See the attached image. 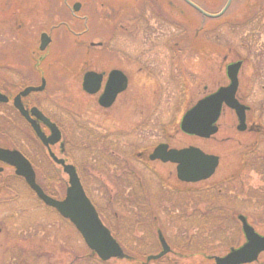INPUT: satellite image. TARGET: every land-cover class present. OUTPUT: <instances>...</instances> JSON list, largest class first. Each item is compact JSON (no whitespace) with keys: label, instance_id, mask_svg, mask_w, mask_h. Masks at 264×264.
Listing matches in <instances>:
<instances>
[{"label":"rangeland","instance_id":"374dc122","mask_svg":"<svg viewBox=\"0 0 264 264\" xmlns=\"http://www.w3.org/2000/svg\"><path fill=\"white\" fill-rule=\"evenodd\" d=\"M0 1V89L38 84L40 70L48 77L46 89L30 100L66 131L67 153L84 188L126 254L142 264H215L213 256H224L245 241L238 213L250 216L264 235V133L239 132L228 107L218 120V133L209 139L180 128L199 99L229 84L226 68L237 60L244 61L238 95L252 107L250 121L264 128V0H233L218 22L204 19L183 0H67L82 3L77 15L89 20L86 30L64 0ZM192 1L211 13L227 2ZM60 22L76 34L59 26L51 53L36 67L41 33ZM111 69L126 72L129 84L111 108L102 109L84 92L83 75ZM6 109L0 107V146L29 154L39 184L64 198L67 176L23 121L4 115ZM255 140L258 154L243 159ZM160 143L176 149L196 146L219 156L216 173L199 183L180 182L175 164L149 160ZM242 162L250 166L242 167L238 179ZM183 191L188 201L196 198L187 209L184 194L179 196ZM158 229L173 250L203 254L179 258L169 253L147 261L161 250ZM224 229L225 235L219 231ZM183 232L192 244H183ZM0 264L103 263L68 220L6 168L0 174ZM251 264H264V253Z\"/></svg>","mask_w":264,"mask_h":264},{"label":"water","instance_id":"95a60500","mask_svg":"<svg viewBox=\"0 0 264 264\" xmlns=\"http://www.w3.org/2000/svg\"><path fill=\"white\" fill-rule=\"evenodd\" d=\"M191 7L196 9L202 16L207 18H218L222 16L230 7L232 0H228L224 8L215 14L206 12L191 0H184ZM80 3L74 5L76 11L79 10ZM40 49L45 50L51 38L43 32L41 35ZM243 61L232 62L227 66V76L230 80L227 86L219 88L214 93L200 99L183 116L181 130L189 135L202 138H210L215 135L219 128L217 122L221 116L223 106L235 110L239 118V130L246 129L245 105L241 104L236 97L239 86V72ZM102 75L94 71H88L84 75L83 89L94 94L101 87ZM41 86L26 87L14 100L15 107L31 124L34 132L40 138L44 146L49 149L50 156L57 164L62 165L63 171L68 176V185L65 196L58 199L47 194L37 182L36 172L32 163L16 149L0 146V162L15 169V173L25 179L29 187L35 192L37 197L48 207L55 209L63 218L69 220L82 236L88 248L101 260L110 259H130L111 230L102 221L96 207L88 197L76 167L67 163L65 159L58 158L51 150V146L61 139V132L57 124L47 117L38 107H33L30 112L22 105V97L31 92L42 91ZM128 87V78L120 70L110 72L104 92L100 97V104L103 107H110L116 100L118 94ZM9 98L0 92V102H8ZM48 127L50 134L46 135L40 126V122ZM150 160H161L177 165V178L187 183H196L212 177L219 165V157L206 154L198 147L190 146L182 149L169 148L168 144L161 143L155 147L149 155ZM2 168H0V171ZM238 219L242 224L245 236V243L237 248H231L224 256H213L215 264H249L258 260L264 252V235L259 234L248 222L244 215H239ZM158 238L161 243V251L157 254L149 255L147 261L158 260L170 253L171 247L167 243L161 230H158Z\"/></svg>","mask_w":264,"mask_h":264},{"label":"flooded vegetation","instance_id":"af4514ba","mask_svg":"<svg viewBox=\"0 0 264 264\" xmlns=\"http://www.w3.org/2000/svg\"><path fill=\"white\" fill-rule=\"evenodd\" d=\"M64 2L66 3V5H67V7H68V9L71 11V14H72V16H73V18L74 19H77L78 20V18L79 19H81V17H79L78 15H77V13L80 11V10H78V11H76L75 9H74V5H75V3L76 2H74L72 5H70L68 2H67V0H64ZM77 2H79V1H77ZM232 2H233V0H232ZM232 2H231V4H232ZM81 5V7H82V3L81 2H79ZM1 1H0V9H1ZM226 4V3H225ZM231 6V5H230ZM81 7H79V8H81ZM224 7V6H223ZM230 8V7H229ZM228 8V9H229ZM83 19V20H82ZM81 20H82V22L84 23L83 25H84V27H85V30L87 29V25H88V22H89V20H87V17H83ZM64 25L65 26V28H66V30L67 31H69V32H74V30L70 27V25L67 23H64V22H60V24H53L51 27H50V29H49V31L47 32L48 34H49V36H50V38H51V41H50V43H49V45L47 46V48L44 50V51H41L40 49H39V47H40V44H39V46H38V48H37V51L35 52V56H34V58H35V61L37 62L36 64H35V66L37 67L39 64H40V62L41 61H43L45 58V53L48 55V54H50L51 53V50H49V48H50V45H52V41L54 42V39H53V33H54V31L59 27V26H61V25ZM83 32H85L84 30H83ZM75 33V32H74ZM76 34V33H75ZM78 35H80V33H78ZM11 37H15V35L13 34V35H11ZM27 46H29V45H27L26 44V47H25V50H26V48H27ZM32 54H33V51L32 50H30V55L32 56ZM113 69H111L108 73L105 71V70H102V71H95V70H91V71H94V72H96V73H99V74H101L102 75V81H101V87H100V89H99V91H97L96 93H94V94H91V96H94L95 98H96V101H95V103H94V105H98L100 108H102V109H108V108H111L114 104H115V102H116V100L118 99V97L123 93H120L118 96H117V98H116V100H115V102L110 106V107H103L101 104H100V102H99V100H100V97H101V95L103 94V92H104V88H105V86H106V83H107V81H108V78H109V75H110V72L112 71ZM120 70V69H119ZM89 71V70H88ZM122 72H123V70H121ZM40 74H39V83L38 84H32V83H30V84H27V85H24L23 87H21V88H19V87H17V85L15 84V83H11V86L9 87V88H13L14 89V91H11V90H9V89H0V92L1 93H3V94H5L8 98H9V101L8 102H0V107H2V106H6L7 107V109L6 110H10V112L9 113H7V111L5 110V112L4 111H2V112H4V115H7V117L8 118H10V119H19V120H21V121H23L29 128H30V130L32 131V133L34 134V136H35V139H36V141L38 142V144L40 145V148L42 149V152L47 156V157H49L48 159H50L52 162H53V164L55 165V166H57V168L58 169H60L63 173H64V171H63V167H62V165H60V164H57V163H55L54 161H53V159H52V157L50 156V152H49V149L46 147V146H44V144L42 143V141L40 140V138H38V136L36 135V133L34 132V130H33V128H32V126H31V124L28 122V120L21 114V112L15 107V105H14V100H15V98L17 97V95H19L26 87H28V86H41L43 83H44V89L42 90V91H44L45 89H46V87H47V85H48V77L47 76H45L44 75V72L42 71V70H40V72H39ZM127 77H128V81H129V76H128V74L126 73V72H123ZM13 74V73H12ZM83 79H84V75H83ZM82 84H83V80H82ZM42 91H35V92H31L29 95H27V96H23L22 97V105H23V107L26 109V110H28L29 112H30V110L33 108V107H38V105L36 104V103H34V102H32L31 100H30V96L32 95V94H36V93H39V92H42ZM237 98H238V100L242 103V104H244V105H246L247 106V110H246V121H245V123H246V129L245 130H239L238 129V126H239V124H240V122H239V120H238V125H237V129L239 130V132H242V133H245V132H248L249 131V133H253V134H256V135H263V133H264V128H263V125H257L256 123H254L253 121H250V120H252L251 118V114H252V107L251 106H249V105H247L246 103H244L243 102V100L241 99V97L238 95V93H237ZM39 108V107H38ZM40 109V108H39ZM44 114H45V112L42 110V109H40ZM251 113V114H250ZM9 114V115H8ZM248 114H250V115H248ZM46 115V114H45ZM46 116H48V115H46ZM49 117V116H48ZM52 121H54L52 118H50ZM238 119V118H237ZM248 119H249V124H248ZM38 122H40V121H38ZM56 123V122H55ZM57 124V126H58V128L60 129V132H61V139H60V141L58 142V143H56L55 145H52L51 146V150H52V152L58 157V158H63V159H65L66 160V162L67 163H71V164H74L73 162H72V159L70 158V156L68 155V153H67V135H66V131L63 129V127H61L58 123H56ZM40 126H41V129H42V131L46 134V135H49L50 134V130L48 129V127L46 126V125H44L42 122H40ZM255 142H256V144H255V146L254 147H252V148H249V150L248 151H246L245 153H244V157H243V159L244 158H246L247 159V157H249V156H251V155H257L258 153L256 152V148H257V145H258V142H257V140H255ZM14 149H18L19 151H21L29 160H30V162L32 163V165H33V167H34V169L36 170V167H35V164H34V162L32 161V158H31V156L29 155V154H27L25 151H23V150H21V149H19V148H14ZM260 154V153H259ZM260 158L262 159L263 158V156H260ZM249 159V158H248ZM256 159V158H255ZM260 160V159H259ZM75 165V164H74ZM252 166H253V168L251 169L250 168V170H252V171H254L255 170V164L254 163H252L251 164ZM76 166V165H75ZM250 166V164L249 163H244V162H242V164H240L239 165V167H238V169H239V171H238V174H236L237 175V177H238V179H241V175H242V173H243V170H242V167H243V169H245L246 167L248 168ZM0 167H2L3 169L0 171V174H2V173H4L5 172V170H6V168L7 169H9V170H11L13 173H14V175L18 178V179H21V180H23L25 183H26V181H25V179L24 178H22V177H20V176H17L16 175V173H15V169L13 168V167H11V166H8V165H4V164H2V163H0ZM77 168V167H76ZM262 175H263V173H261ZM67 184H68V179H67V182H66ZM238 214H240V213H238ZM237 214V215H238ZM247 218H249L250 216H247V215H245ZM172 253L174 254V255H178L177 253H175V251L174 250H172Z\"/></svg>","mask_w":264,"mask_h":264},{"label":"trees","instance_id":"16d2710c","mask_svg":"<svg viewBox=\"0 0 264 264\" xmlns=\"http://www.w3.org/2000/svg\"><path fill=\"white\" fill-rule=\"evenodd\" d=\"M189 7V6H188ZM192 9V8H191ZM194 10V9H193ZM226 15V14H225ZM222 16V17H220V18H218L217 20H213V21H219V20H222V19H224L226 16ZM209 20V19H208ZM7 111V113H9L10 112V110H6ZM9 115V114H8ZM43 187V186H42ZM44 188V190L49 194V195H51V196H54L55 197V195H53V194H51L49 191H48V189H46L45 187H43ZM198 191H200L201 192V190H198ZM185 192H186V194H187V191H183V193H181L179 196L181 197V196H183V194H184V197H182L183 198V200L184 201H187V203L184 205V206H186V209H187V205L188 204H190V203H192L193 201L195 202L196 201V198H195V195H194V197H193V199L191 198L190 199V201H188L186 198H187V195L185 194ZM195 194L196 195H198L199 194V192H195ZM186 196V197H185ZM140 203V202H139ZM139 203H137L138 204V206L140 207V204ZM145 205H147V204H145ZM148 206V205H147ZM196 206V203L194 204V206L193 207H195ZM97 209H98V211H99V213H100V216H101V218H102V220L104 221V222H106L105 221V219H104V217H105V215H104V212H103V210H101L100 208H98L97 207ZM183 209V208H182ZM152 226L154 227V226H157V223H156V221L155 220H153V222H152ZM199 229V228H198ZM197 229V230H198ZM208 229H212V226H210ZM186 231H188L189 229H185ZM222 234H224L225 235V233H226V229H224V230H219ZM113 232V231H112ZM183 236H184V239L182 238V242H183V244H192V239H190V237L187 235V232H186V234H185V232H183ZM152 240V239H151ZM191 240V241H190ZM175 253H177L178 255V257L179 258H190L192 255H202L203 254V252L202 251H200L199 249L197 250V249H194L193 251L192 250H189V249H182V248H175ZM204 253H205V251H204ZM100 260V259H99ZM101 261V260H100ZM136 261H138L137 262V264H142L141 263V261L139 260V259H131V260H121V259H111V260H108V261H106V262H103V261H101L103 264H131L132 262H136ZM134 264V263H133Z\"/></svg>","mask_w":264,"mask_h":264}]
</instances>
